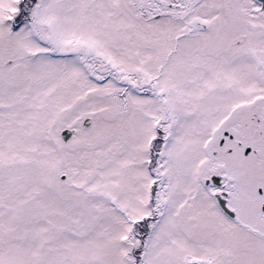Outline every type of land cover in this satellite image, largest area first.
I'll list each match as a JSON object with an SVG mask.
<instances>
[{"label":"snow or ice","instance_id":"obj_1","mask_svg":"<svg viewBox=\"0 0 264 264\" xmlns=\"http://www.w3.org/2000/svg\"><path fill=\"white\" fill-rule=\"evenodd\" d=\"M0 264H264V0H0Z\"/></svg>","mask_w":264,"mask_h":264}]
</instances>
